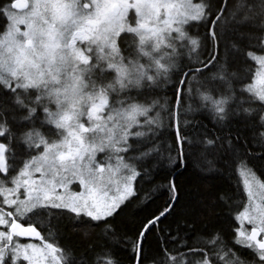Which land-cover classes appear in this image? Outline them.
Returning <instances> with one entry per match:
<instances>
[{"label":"snow or ice","instance_id":"obj_1","mask_svg":"<svg viewBox=\"0 0 264 264\" xmlns=\"http://www.w3.org/2000/svg\"><path fill=\"white\" fill-rule=\"evenodd\" d=\"M196 113L212 130L193 139ZM194 148L246 199L182 203ZM252 160L264 166V0H0V264H120L114 244L131 264H264ZM218 202L227 233L205 223ZM130 211L146 214L118 226Z\"/></svg>","mask_w":264,"mask_h":264},{"label":"trees","instance_id":"obj_2","mask_svg":"<svg viewBox=\"0 0 264 264\" xmlns=\"http://www.w3.org/2000/svg\"><path fill=\"white\" fill-rule=\"evenodd\" d=\"M189 119L192 120V126L188 129V134L195 139L196 135L202 131L203 126L212 130L211 121L203 114L196 113L190 115ZM209 159L214 157L210 154ZM250 166L254 167L257 174V178L264 182V166L258 160H252L249 162ZM219 168V163H217ZM178 177L177 185L180 189L181 202H186L193 195L201 192L211 191L212 193H226L228 196L234 198L233 208H235L241 199H246L243 195V186L241 184L238 174H229L224 170L209 169L208 164L200 158L198 149H193L191 153L185 149V163L179 167L175 173ZM159 177L156 178L155 183H159ZM151 185L147 182L143 183L142 189L147 190ZM143 195V191L140 193ZM158 199L155 204H151L149 210H154L159 204L163 203V197L157 194ZM136 206L133 205V211ZM146 213H137L135 216L132 212L125 214L118 220V226H127L128 230H131L135 221H138L142 215ZM171 219V218H170ZM207 227H216L225 233L229 232L233 227L232 211L227 204L218 202L216 205L215 213L211 216L210 220L205 222ZM198 230H206L204 224H198ZM95 243V240H92ZM149 242L155 243L152 236H149ZM59 243L74 250L73 255L79 256L84 252V241L81 234L77 230H73L70 227L61 229ZM115 258L119 260L120 264H131L129 256L131 253L124 249L120 244H114Z\"/></svg>","mask_w":264,"mask_h":264},{"label":"rangeland","instance_id":"obj_3","mask_svg":"<svg viewBox=\"0 0 264 264\" xmlns=\"http://www.w3.org/2000/svg\"><path fill=\"white\" fill-rule=\"evenodd\" d=\"M240 178V177H239ZM240 181H241V178H240ZM241 184H242V181H241Z\"/></svg>","mask_w":264,"mask_h":264}]
</instances>
